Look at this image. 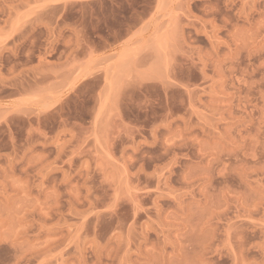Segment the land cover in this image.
Instances as JSON below:
<instances>
[{"label": "rangeland", "instance_id": "obj_1", "mask_svg": "<svg viewBox=\"0 0 264 264\" xmlns=\"http://www.w3.org/2000/svg\"><path fill=\"white\" fill-rule=\"evenodd\" d=\"M0 264H264V0H0Z\"/></svg>", "mask_w": 264, "mask_h": 264}, {"label": "crops", "instance_id": "obj_2", "mask_svg": "<svg viewBox=\"0 0 264 264\" xmlns=\"http://www.w3.org/2000/svg\"><path fill=\"white\" fill-rule=\"evenodd\" d=\"M146 42L148 46H155V44L158 42V38L152 34H149Z\"/></svg>", "mask_w": 264, "mask_h": 264}, {"label": "snow or ice", "instance_id": "obj_3", "mask_svg": "<svg viewBox=\"0 0 264 264\" xmlns=\"http://www.w3.org/2000/svg\"><path fill=\"white\" fill-rule=\"evenodd\" d=\"M177 79H179V77H177ZM177 87H183V84H178V85H176Z\"/></svg>", "mask_w": 264, "mask_h": 264}]
</instances>
